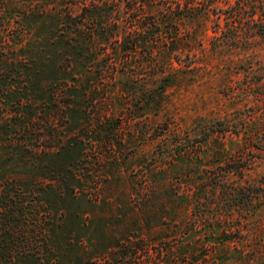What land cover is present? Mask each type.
I'll return each mask as SVG.
<instances>
[{
	"label": "rangeland",
	"instance_id": "1",
	"mask_svg": "<svg viewBox=\"0 0 264 264\" xmlns=\"http://www.w3.org/2000/svg\"><path fill=\"white\" fill-rule=\"evenodd\" d=\"M236 3L0 0V264L264 263V201L193 223L258 153L264 42L223 41Z\"/></svg>",
	"mask_w": 264,
	"mask_h": 264
},
{
	"label": "trees",
	"instance_id": "2",
	"mask_svg": "<svg viewBox=\"0 0 264 264\" xmlns=\"http://www.w3.org/2000/svg\"><path fill=\"white\" fill-rule=\"evenodd\" d=\"M190 6L180 7L178 3L177 8L180 13L174 22L197 19V13L192 12L193 7ZM233 9L232 14L238 19L224 29H218L219 32L223 33V41L231 42L228 45L233 46H237L240 41L249 42L256 38L264 42V0H237ZM216 14L222 16L224 13L218 12ZM172 21V18H168L169 23L172 24ZM260 127L262 132L253 137L258 140L257 145L255 144L258 153H254L252 146H250L252 145L250 142L252 137L247 136V138H250L249 146L240 148L236 158L228 159L225 165H219L221 172L212 177V182L202 185L203 188L200 189L201 191L194 201L196 205H193L196 208L202 207V211L197 210L194 218L196 222L193 223L218 222L217 220H220V217H226L225 215L234 216L235 212H241L242 217L246 218L264 201V171L260 175L257 184L248 183V180H245V183H236L231 179L233 178L231 175L234 174L242 177V171L249 169L257 160L261 163L264 162V112ZM206 186L213 190V200L211 202L206 201V197L201 198L203 194L201 192L205 190ZM70 191H73V189L71 188ZM220 212L225 213V215H220ZM201 251L204 252V250ZM204 255L202 254V256Z\"/></svg>",
	"mask_w": 264,
	"mask_h": 264
}]
</instances>
